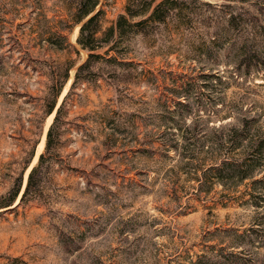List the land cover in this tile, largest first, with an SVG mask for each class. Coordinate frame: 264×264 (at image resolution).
<instances>
[{
	"label": "rangeland",
	"instance_id": "1",
	"mask_svg": "<svg viewBox=\"0 0 264 264\" xmlns=\"http://www.w3.org/2000/svg\"><path fill=\"white\" fill-rule=\"evenodd\" d=\"M133 1L76 78L72 0H0V264H264V0Z\"/></svg>",
	"mask_w": 264,
	"mask_h": 264
},
{
	"label": "trees",
	"instance_id": "2",
	"mask_svg": "<svg viewBox=\"0 0 264 264\" xmlns=\"http://www.w3.org/2000/svg\"><path fill=\"white\" fill-rule=\"evenodd\" d=\"M72 2L76 6L75 21L77 23L82 22V25L80 27L79 43L83 46V48H85L89 52L87 60L83 64H81L77 69L76 78H79L80 72L82 70L91 69V66L95 61L94 58L101 57V54L96 51L98 49L104 48V46L99 43L101 41V38H98L97 33L102 27V21L104 19V10L96 9L99 4V0H72ZM133 2L135 4L132 5L128 3L125 9V14H121L115 20V22L108 27L106 31L107 35H114L116 32L120 31L124 27V24L138 26V28L142 31L144 29L142 25L150 20L165 21L168 17L175 16L177 11L182 9L181 3H185V0H134ZM134 16H139V19L134 22H130L128 18ZM107 50L108 48L105 51ZM62 105L63 103L58 108L54 122L48 130L47 148L50 144V137L52 134L53 125L59 116ZM54 107L55 104L50 107L49 112H51ZM43 157L44 153L40 155V160ZM36 169L37 166H34L29 174L28 183L21 200H23L24 196L32 186V180ZM16 194H18V192H16ZM15 199L16 198L14 197L12 200H9V203L4 204L3 206L13 204Z\"/></svg>",
	"mask_w": 264,
	"mask_h": 264
},
{
	"label": "bare ground",
	"instance_id": "3",
	"mask_svg": "<svg viewBox=\"0 0 264 264\" xmlns=\"http://www.w3.org/2000/svg\"><path fill=\"white\" fill-rule=\"evenodd\" d=\"M52 116L53 115H51L50 117H49V119H48V121H47V125H46V128L48 127V125L50 124V122H51V120H52ZM40 145H42V142H41V144ZM41 148V147H40ZM39 151H40V149H39ZM29 170H30V168L27 170V172H26V177H27V175L29 174ZM25 177V178H26Z\"/></svg>",
	"mask_w": 264,
	"mask_h": 264
}]
</instances>
